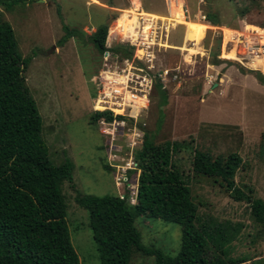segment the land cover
<instances>
[{
    "label": "rangeland",
    "instance_id": "rangeland-1",
    "mask_svg": "<svg viewBox=\"0 0 264 264\" xmlns=\"http://www.w3.org/2000/svg\"><path fill=\"white\" fill-rule=\"evenodd\" d=\"M20 1L9 11L0 5V17L14 28L20 54L30 58L24 76L42 117L49 158L54 166L66 159L74 165L73 184L65 183L63 194L71 242L82 264L101 261L89 213L75 202L77 191L98 197H125L129 192L130 204H135L140 172L130 171L137 168L135 155L142 148L145 132L159 145L178 143L171 164L190 186L205 217L243 225L232 243L233 257H248L244 264L264 258L262 227L251 219L249 205L234 201L220 185L197 178L192 167L196 149L215 157L238 153L243 165L235 176L236 184L247 186L255 198L264 200V83L258 78V73L264 76V68L251 70L243 65L253 42L248 47L241 38L256 40L252 35L264 30V0H213L210 5L186 0L193 20L171 30L165 21V0ZM135 5L159 27L157 45L151 50L154 60L147 63L156 81L149 107L138 115L124 104L120 109L100 106L95 76L102 68L120 71L125 61L110 54L101 56L90 39L101 24L109 23V31H118L121 20L129 16L134 21L126 41H131L133 27L138 25ZM208 12L219 16L221 26L202 20L201 15ZM69 32L71 37L63 41ZM119 38L107 41V46L118 45ZM220 39L221 62L215 65ZM143 56L144 51L135 52V57ZM106 59L111 61L110 68L104 65ZM162 71L169 72L158 75ZM175 75L178 79L174 80ZM156 82L166 93L165 105L154 89ZM96 111H111L126 120L112 123L104 119L95 125L90 117ZM136 227L147 246L170 256L179 253V225L138 218ZM140 263L155 264L152 258Z\"/></svg>",
    "mask_w": 264,
    "mask_h": 264
},
{
    "label": "trees",
    "instance_id": "trees-1",
    "mask_svg": "<svg viewBox=\"0 0 264 264\" xmlns=\"http://www.w3.org/2000/svg\"><path fill=\"white\" fill-rule=\"evenodd\" d=\"M20 0H0L7 11ZM112 6V5H111ZM113 7V6H112ZM246 13V9L242 12ZM208 22L221 26L217 14L208 12ZM115 19L117 16L114 17ZM109 23L101 24L90 35L95 50L121 60H131L135 48L129 45L107 46ZM72 33H67L71 37ZM221 39L215 53V65L221 50ZM30 58L20 54L12 25L0 17V264H82L72 245L67 224L65 183L73 184L74 165L66 159L54 166L43 137V121L37 103L26 84L24 73ZM261 83L264 76L258 73ZM162 104L167 96L159 82ZM100 102V106H101ZM125 121L111 111H96L90 122ZM178 143L157 144L145 132L142 148L136 153L139 174L135 204L130 193L93 196L77 191L76 204L89 213L90 227L101 264H143L152 258L155 264H244L248 257H233L232 243L243 225L219 222L200 212L192 190L180 172L171 164ZM243 165L238 153L212 156L196 149L192 163L197 178L218 184L236 202L250 207L253 221L262 227L264 237V200L255 198L253 190L239 187L235 176ZM109 169V168H107ZM160 220L182 229V244L176 256L147 246L136 227V220ZM258 238V237H256ZM254 264H264V258Z\"/></svg>",
    "mask_w": 264,
    "mask_h": 264
},
{
    "label": "built area",
    "instance_id": "built-area-1",
    "mask_svg": "<svg viewBox=\"0 0 264 264\" xmlns=\"http://www.w3.org/2000/svg\"><path fill=\"white\" fill-rule=\"evenodd\" d=\"M199 2L200 4L205 3V0H199ZM165 6L168 11V16L165 18V21L169 23V30L176 29L179 26H186V23L193 20V14L186 0H165ZM142 14L143 12H141V7L139 6L138 16L136 17L138 25L133 27L131 41H126L129 38L127 33H130V24L120 26L117 33L122 38V45L134 47L135 52L142 50L144 51V56L138 58L135 57L134 54L131 60H124L125 67L123 69L113 72L109 70L104 71L96 80L100 87L98 100L102 102L101 105L103 104L106 110L110 109L107 107L109 104L112 105L111 107L118 109L124 104L126 107H131L129 110L137 112L138 115V113L143 112L149 107L150 92L153 90V83L156 81V77L150 73L152 67L148 66L147 63H151L154 60L151 50L157 45L159 36L158 30L156 29L159 27L156 26V21L150 22L149 19ZM201 18L203 21H207L206 15H201ZM147 25L151 27L148 31H145ZM259 31H256L255 34L252 35L253 38L255 36L256 40L252 41L245 38V36L241 37L243 38L242 43L245 45L248 44V47L249 44L253 42L245 55V64H243L245 67L248 66L251 70L256 68L261 70V68H264V30L259 29ZM162 72L163 75L161 73L158 75L165 76L169 71ZM175 79H178V75L174 76V80ZM131 117L133 118L132 115ZM122 122H117L115 125L123 126Z\"/></svg>",
    "mask_w": 264,
    "mask_h": 264
},
{
    "label": "crops",
    "instance_id": "crops-1",
    "mask_svg": "<svg viewBox=\"0 0 264 264\" xmlns=\"http://www.w3.org/2000/svg\"><path fill=\"white\" fill-rule=\"evenodd\" d=\"M93 2H98V1H100V0H92ZM138 7V6H137ZM123 17V16H122ZM118 19V18H117ZM119 20V19H118ZM96 31V30H95ZM117 37H119V34L117 33V30H115V29H113V30H110L109 32H108V37H107V41L109 42L110 40H118L117 39ZM119 40H121L120 38H119ZM119 44L120 45H122V42H120L119 41ZM118 44V45H119ZM106 54H108L109 55V53H106ZM235 55V57L233 58V60H236L237 59V52H236V54H234ZM113 57H117V56H113ZM110 62L111 61H107V59L105 60V66H106V68L107 67H109L110 68ZM248 68V67H247ZM248 69H250V68H248ZM110 72H113V71H111L110 69H108ZM104 71H107V69H104V68H102V69H100L99 70V72H98V74L95 76V78H96V80L99 78V76L101 75V74H103V72ZM97 101L99 102V100L97 99Z\"/></svg>",
    "mask_w": 264,
    "mask_h": 264
},
{
    "label": "bare ground",
    "instance_id": "bare-ground-1",
    "mask_svg": "<svg viewBox=\"0 0 264 264\" xmlns=\"http://www.w3.org/2000/svg\"><path fill=\"white\" fill-rule=\"evenodd\" d=\"M134 7H137V5H135ZM134 11H131V13H133ZM134 21V19L133 20H130L129 19V16L127 17V16H125L124 18H123V20H121V26L122 25H127V24H130V23H132ZM149 26L147 25V27H145V30L148 28ZM149 30V29H148ZM236 33H238V32H236ZM225 56V55H224Z\"/></svg>",
    "mask_w": 264,
    "mask_h": 264
},
{
    "label": "water",
    "instance_id": "water-1",
    "mask_svg": "<svg viewBox=\"0 0 264 264\" xmlns=\"http://www.w3.org/2000/svg\"><path fill=\"white\" fill-rule=\"evenodd\" d=\"M212 2H213V0H205V3L208 5L212 4Z\"/></svg>",
    "mask_w": 264,
    "mask_h": 264
}]
</instances>
